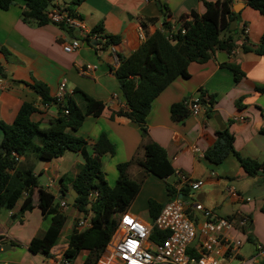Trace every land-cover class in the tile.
I'll list each match as a JSON object with an SVG mask.
<instances>
[{"label":"crops","instance_id":"1","mask_svg":"<svg viewBox=\"0 0 264 264\" xmlns=\"http://www.w3.org/2000/svg\"><path fill=\"white\" fill-rule=\"evenodd\" d=\"M74 1L54 0L53 4L72 9V15L81 23L77 29L50 21L44 25L25 21L22 18L24 0H17L7 10L0 8V79L3 82L0 85V123H13L21 105L28 101L36 105L31 120L42 128L51 125L59 116V106L54 101L43 102L34 88L36 83L45 84L49 95L54 98L60 84L65 82L67 94L78 103L81 100L74 90L85 91L104 102L106 108L100 116H87L74 134L87 141L86 151L90 155L94 154L93 145L103 133L114 144V154L102 157L101 169L109 185L116 183L120 163L130 161L136 155L142 157V145L156 142L166 148L176 172H183L192 180H204L199 189L188 190L189 200L204 204L221 217L240 215L248 218L249 226L245 230L249 237L240 248L239 256L230 260L222 258L221 264H241L240 258L247 259L257 254L264 261V212L261 210L264 204V169L252 176L244 171L233 155L220 164H213L205 157L219 129L215 120L207 116L206 105L201 103L199 115L189 114L180 121H175L171 115L174 103L190 97L199 98L200 89L206 90L215 96L214 109L233 133L238 153L264 162V134L261 132L264 128V90L257 89L264 88V55L244 48L255 47L260 42L264 20L248 21L250 16L246 17L244 13L258 16L245 0L239 11L242 12V21H233L223 34L224 37L232 35L236 47L232 52L215 49L208 61L190 63V76L178 77L154 100L144 136L140 126L127 117L111 116L125 105L114 72L119 63L114 60L109 46L104 48V43L87 45V42L95 40L90 34L97 29L96 33L106 40L116 37L118 42L113 44L115 52L127 56L149 35L165 28L166 14L171 19H178L192 12L202 13L204 1L217 0ZM237 3L233 0V10ZM75 37L82 40L80 49L65 51L64 45ZM227 62L239 65L245 76L236 81L234 72L221 65ZM87 64L97 66L90 75L80 70ZM238 115L244 116L245 120H235ZM3 136L0 127V145ZM196 147L200 150L197 151ZM84 162L83 154L76 151H66L51 161L37 159L33 153L20 157L22 165L33 168L39 186L33 190L30 211L18 214L24 197L12 210L0 211V244L13 246V249L0 254V264H48L61 259L68 248L71 233L64 232L65 227L69 228V217L72 215L76 220L83 215L73 206L74 203L62 208L66 214L70 210L62 230L66 242L56 244L48 256L31 252L29 244L50 225L51 217L46 216V210L51 204L64 199L67 202L75 200L77 193L72 186L73 178ZM128 172L132 178L143 179L129 212L150 221L149 200L155 199L164 205L170 199L166 182L152 173L144 174L136 163L129 166ZM232 189L236 195L230 192Z\"/></svg>","mask_w":264,"mask_h":264},{"label":"trees","instance_id":"2","mask_svg":"<svg viewBox=\"0 0 264 264\" xmlns=\"http://www.w3.org/2000/svg\"><path fill=\"white\" fill-rule=\"evenodd\" d=\"M16 1L0 0V8L7 10ZM53 1L24 0L22 18L37 25L48 23L46 11ZM78 1L74 2L78 3ZM247 4L264 16V0H247ZM69 11L71 13L72 9ZM240 13L233 10V0L204 1L202 13L192 12L181 17H192L186 23L185 33L182 34L179 30L169 38L164 32V29L170 26V22L166 19L165 28L149 35L131 54L118 55L120 63L114 72L125 105L111 116L127 117L140 126L145 136L146 120L154 100L178 77L190 76L188 71L190 63L208 61L215 49L232 52L236 47L235 38L232 35L224 37L223 34L230 28L231 23L238 19ZM166 15L169 17L168 14ZM94 31L97 32V29ZM86 40L90 41V38L86 37ZM117 42L116 37H111L106 41L104 48ZM244 48L264 55V32L255 47ZM221 65L234 72L236 81L245 76L240 66L235 63L227 62ZM34 88L43 102H57L49 95L45 84L36 83ZM257 89L264 90L261 87ZM74 94L78 95L81 103L76 102L72 95H67L65 105L57 102L59 116L48 128H42L31 120V114L36 110V106L34 102L28 101L21 105L13 123H0L4 134L0 145L4 148L0 151V211L12 210L23 197L18 214L23 215L32 209L33 190L39 186L38 176L33 172L32 167L26 168L17 158L33 153L37 159L51 161L61 157L66 151L81 152L85 162L73 178L72 186L77 193L73 206L83 215L91 212L92 226L82 231L73 228L68 237V248L64 256L70 264H74L79 255L86 251L87 257L80 264H98L118 227L120 216L129 211L143 184V179L130 176L128 168L131 164H138L144 174L152 173L163 179L172 197L180 193L188 194L189 188L183 187L178 190V180L173 183L168 182V179L177 172L168 158L166 148L156 142L142 145V157L136 155L130 161L120 163L117 181L113 186L109 185L101 169L102 157L105 154H114V144L103 133L93 145L94 154L90 155L86 151L87 141L74 134L87 116H100L106 104L81 89H75ZM186 99L172 105L171 115L175 121H180L190 114L185 103ZM198 99L206 105L207 116L213 118L215 96L200 89ZM261 132L264 134V128ZM230 155L237 158L249 175H256L264 169V162L242 157L238 153L234 146V135L227 125L226 129L216 131V139L206 150L205 157L213 164H220ZM92 191H97V196L95 200L90 201L89 194ZM162 207L163 205L155 199L149 200L151 219L159 215ZM261 210L264 212V204ZM46 216L51 217L50 225L41 236L31 240L29 249L33 253L48 256L51 249L58 244L68 216L62 210L60 202L51 204L46 210ZM229 218L241 219L242 216ZM248 226L249 221L244 228ZM164 237L165 233L154 230L151 239L161 242Z\"/></svg>","mask_w":264,"mask_h":264},{"label":"built area","instance_id":"3","mask_svg":"<svg viewBox=\"0 0 264 264\" xmlns=\"http://www.w3.org/2000/svg\"><path fill=\"white\" fill-rule=\"evenodd\" d=\"M148 1V0H146ZM46 14L50 22L65 24L69 28L77 29L81 23L70 13L69 10L52 4L47 8ZM170 26L164 29L165 34L172 38L179 30L186 32V23L192 17L171 19L165 17ZM244 31H248L244 29ZM90 37L96 41L106 43V39L100 33H91ZM145 39L144 35H141ZM82 40L75 37L71 42L64 45V50L74 52L80 49ZM116 63H120L119 56L113 45H109ZM97 66L87 64L80 68L81 72L90 75ZM0 85H3L0 79ZM67 90L65 82H62L55 94V99L61 105L66 104ZM56 102V103H57ZM190 114L199 115L202 104L198 98H187L185 100ZM36 106V105H35ZM68 113V110L65 109ZM235 120H245V117L238 115ZM199 151V148H195ZM20 159V158H17ZM177 189L183 187L196 190L203 184V179L192 180L185 173H176ZM236 195V191H230ZM181 194V193H180ZM179 194V195H180ZM184 194V193H182ZM170 196V199L163 205L159 215L150 221H144L138 216L127 211L119 219L118 227L108 243L104 255L99 261L101 264H221L222 258L228 260L237 258L240 248L248 239V232L245 225L248 218L241 219L227 218L216 215L211 208L196 201ZM186 195V194H184ZM97 191L89 194V200H95ZM61 208L68 206L67 201L60 202ZM92 226L91 212L88 215L79 216L73 228L85 230ZM154 230L165 233L161 242L151 239ZM261 248V246H259ZM103 260H106L105 262ZM99 263V262H98ZM241 264H262L260 255L251 258H240ZM48 264H70L64 256L55 262Z\"/></svg>","mask_w":264,"mask_h":264},{"label":"water","instance_id":"4","mask_svg":"<svg viewBox=\"0 0 264 264\" xmlns=\"http://www.w3.org/2000/svg\"><path fill=\"white\" fill-rule=\"evenodd\" d=\"M236 1H238V3L234 6V11L239 12L240 8H242L244 6L245 0H236ZM97 43H98V41L93 40V41L87 42V45H97ZM213 119L217 123L219 130H224L227 128L226 122L223 120L221 114L218 111L213 112ZM3 149L4 148L0 146V151H3ZM176 177H177L176 175H172L168 179V182L173 183L174 180L176 179ZM179 196L183 197V198H187V195H184L182 193ZM64 200L67 201V199H64ZM74 202H75L74 199H72L71 201H68V203H70V204H73ZM11 249H13L12 244H9V243L8 244H0V254L7 251V250H11Z\"/></svg>","mask_w":264,"mask_h":264},{"label":"rangeland","instance_id":"5","mask_svg":"<svg viewBox=\"0 0 264 264\" xmlns=\"http://www.w3.org/2000/svg\"><path fill=\"white\" fill-rule=\"evenodd\" d=\"M252 9V11H254L255 13H256V15L259 17H256V16H254V15H250V14H248V13H244L245 14V16L247 17V16H250V19H248V21H263L264 20V16L258 11V10H255V9H253V8H251ZM242 19V12L240 13V15L238 16V20L239 21H242L241 20ZM115 184V183H114ZM113 184V185H114ZM66 213V212H65ZM67 214L68 215H70V210L69 211H67ZM75 219V218H74ZM73 219V216L72 215H70V217H69V221H68V226H69V228H66L65 227V233L66 232H71L73 229V225H74V223H75V220ZM67 226V227H68ZM64 236H63V233H62V236L60 237V240H59V244H63L64 242H66L67 241V239H65V238H63ZM83 254H80L79 255V258L75 261V263L74 264H80V263H82L83 261H84V259L87 257V254H88V252H86V251H84V252H82ZM104 262L106 261V260H103ZM101 261H99V263L98 264H101L100 263Z\"/></svg>","mask_w":264,"mask_h":264}]
</instances>
